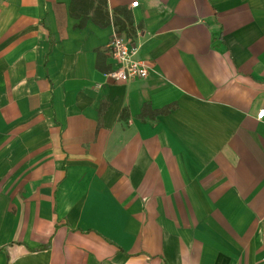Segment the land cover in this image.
<instances>
[{"label":"crops","instance_id":"crops-1","mask_svg":"<svg viewBox=\"0 0 264 264\" xmlns=\"http://www.w3.org/2000/svg\"><path fill=\"white\" fill-rule=\"evenodd\" d=\"M71 3L0 0V264H264V0Z\"/></svg>","mask_w":264,"mask_h":264},{"label":"built area","instance_id":"built-area-1","mask_svg":"<svg viewBox=\"0 0 264 264\" xmlns=\"http://www.w3.org/2000/svg\"><path fill=\"white\" fill-rule=\"evenodd\" d=\"M138 6V2L132 4ZM107 53L112 60V69L109 77L115 83H127L132 80H142L149 77L151 68L142 57V45L140 41L126 39L119 34L114 35L106 46ZM264 111L258 116L263 119Z\"/></svg>","mask_w":264,"mask_h":264},{"label":"trees","instance_id":"trees-1","mask_svg":"<svg viewBox=\"0 0 264 264\" xmlns=\"http://www.w3.org/2000/svg\"><path fill=\"white\" fill-rule=\"evenodd\" d=\"M70 13L72 17L81 20V23L78 26L79 29H83L89 20H92L100 27H106L109 24L107 0H72ZM129 24L131 27L132 22L130 21ZM125 29L126 26L119 27V31H123ZM174 109L175 106H168L162 110H153L150 105L146 104L142 108L140 119L155 120L158 116L168 115ZM100 114L102 115V111ZM125 115L126 113H123L122 118H124ZM0 250L6 252L7 246L0 248Z\"/></svg>","mask_w":264,"mask_h":264}]
</instances>
